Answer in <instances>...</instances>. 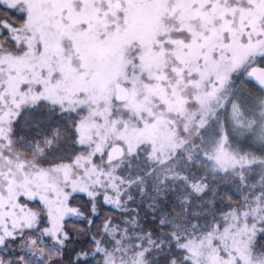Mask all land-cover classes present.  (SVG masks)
Masks as SVG:
<instances>
[{
  "label": "snow or ice",
  "instance_id": "snow-or-ice-1",
  "mask_svg": "<svg viewBox=\"0 0 264 264\" xmlns=\"http://www.w3.org/2000/svg\"><path fill=\"white\" fill-rule=\"evenodd\" d=\"M0 264H264V0H0Z\"/></svg>",
  "mask_w": 264,
  "mask_h": 264
}]
</instances>
